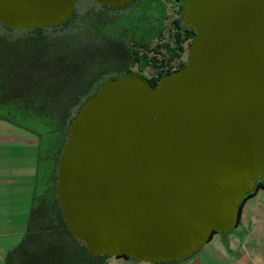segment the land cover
I'll list each match as a JSON object with an SVG mask.
<instances>
[{"label":"water","instance_id":"obj_1","mask_svg":"<svg viewBox=\"0 0 264 264\" xmlns=\"http://www.w3.org/2000/svg\"><path fill=\"white\" fill-rule=\"evenodd\" d=\"M81 1L0 0V24L58 26ZM182 11L195 32L187 64L154 87L136 74L105 82L69 124L56 198L92 256L187 259L237 227L264 183V0H185ZM203 59L187 90L162 95Z\"/></svg>","mask_w":264,"mask_h":264},{"label":"trees","instance_id":"obj_2","mask_svg":"<svg viewBox=\"0 0 264 264\" xmlns=\"http://www.w3.org/2000/svg\"><path fill=\"white\" fill-rule=\"evenodd\" d=\"M174 10L167 0H134L119 8L83 0L58 26L5 27L7 34L0 35V120L37 141L27 229L7 252L5 264H107L109 256L90 255L66 227L56 198L59 158L69 124L102 84L137 65L139 71L158 70L147 80L154 87L163 69L180 57L183 39L169 32L178 14ZM179 22L180 17L174 24ZM152 46L156 50L150 51ZM260 191L264 183L258 179L241 210ZM168 262L178 263L159 264Z\"/></svg>","mask_w":264,"mask_h":264},{"label":"crops","instance_id":"obj_3","mask_svg":"<svg viewBox=\"0 0 264 264\" xmlns=\"http://www.w3.org/2000/svg\"><path fill=\"white\" fill-rule=\"evenodd\" d=\"M4 122L0 120V264H3L7 252L18 245L17 237L20 242L26 232L37 156L36 139L24 129L20 128L21 131H16ZM16 213L20 218L18 217V220L14 221ZM257 241L259 240L247 235L241 244H238L241 250L245 249L248 262L252 261L256 264L261 261L264 264V255L260 258L256 252L251 250L252 247L247 246L249 243ZM262 241L264 243V239ZM232 251L231 248L227 251H218L216 256L219 263L235 264L238 261L237 255ZM107 264L153 263L131 258L112 257ZM164 264L181 263L168 262Z\"/></svg>","mask_w":264,"mask_h":264},{"label":"rangeland","instance_id":"obj_4","mask_svg":"<svg viewBox=\"0 0 264 264\" xmlns=\"http://www.w3.org/2000/svg\"><path fill=\"white\" fill-rule=\"evenodd\" d=\"M167 1L169 2V6L171 8L176 7L175 4H173L172 0ZM88 3H91L93 5L97 4L94 0H88ZM1 34H7V30L3 25L0 24V35ZM204 61L205 59L192 63L190 65L189 71L185 75H183L181 79H175L170 81L169 85L162 91V95H170L172 92L176 91L179 88L187 90L190 80L194 79L198 75L201 76V73L204 71L202 70V67L203 69L205 68ZM6 123L10 127L14 128L16 131H21L20 127H17L8 122ZM18 217L16 213L14 221H17ZM247 235L253 236L254 238L259 240L256 243H249L247 246L249 248L252 247L251 250L253 252H256L258 256L262 258L264 255V243L262 241V239H264V191H260L256 197L250 198L246 201L244 207H242L241 220L237 227L231 229L229 232L226 233L219 232L214 234L212 239L208 243H206L201 250H199L197 253L187 258L186 260L179 261L178 263L220 264L219 259L216 256L217 252L220 250L227 251V249L231 248L233 250L232 253L236 252L237 255L238 261L235 264H254V262L252 261H247L248 257L246 256L245 249L243 248L241 250V248L239 247V244H241V242L245 239ZM16 242H18L17 244H19L18 237L16 239ZM111 258L112 257L109 256L108 260ZM3 264H5V260L3 261ZM256 264L263 263L260 261V263Z\"/></svg>","mask_w":264,"mask_h":264},{"label":"flooded vegetation","instance_id":"obj_5","mask_svg":"<svg viewBox=\"0 0 264 264\" xmlns=\"http://www.w3.org/2000/svg\"><path fill=\"white\" fill-rule=\"evenodd\" d=\"M172 1H173V4H175V6H176L174 12H176V13L178 12V14H175V13L173 14L172 19L170 20V22H172V24H171V28H170L169 32H172L175 36L180 35L182 37V39H183V41H182L183 51L181 52V55L179 58L171 61L168 65V67L163 69L162 77L159 79V81L164 76L181 69L183 66H185L187 64L190 47H191L193 38L195 37V32H194L193 27L186 25V23L183 19L182 8H183L185 0H172ZM96 5L101 6V7H108V6H102L98 3ZM179 9H180V11H179ZM178 17H180V22L177 25H175L174 21ZM155 46L154 47L152 46L150 51L156 50ZM139 52H140V54H142L141 50ZM151 53H153V52H151ZM147 55H148V53H147ZM150 55L151 54H149V56ZM151 56L154 57V56H156V54L151 55ZM164 64H166V61L164 62ZM137 67H138L137 65H133L131 68V72L128 73L127 75H124V76L136 74L142 78H145L146 80H149L151 78V76L158 74V70L152 69L151 67H146V68L142 69L141 71H139V69H137ZM118 78H121V77H116L115 79H118ZM110 80H112V79H108L106 82H108ZM258 179L256 180V185H257Z\"/></svg>","mask_w":264,"mask_h":264}]
</instances>
